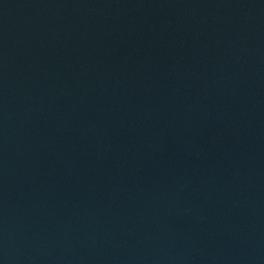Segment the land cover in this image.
I'll list each match as a JSON object with an SVG mask.
<instances>
[{
  "label": "water",
  "instance_id": "1",
  "mask_svg": "<svg viewBox=\"0 0 264 264\" xmlns=\"http://www.w3.org/2000/svg\"><path fill=\"white\" fill-rule=\"evenodd\" d=\"M0 264H264V0H0Z\"/></svg>",
  "mask_w": 264,
  "mask_h": 264
}]
</instances>
